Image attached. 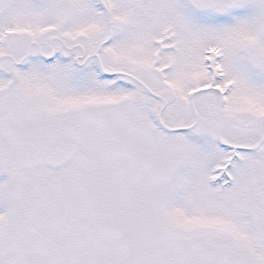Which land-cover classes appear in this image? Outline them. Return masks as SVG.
Returning a JSON list of instances; mask_svg holds the SVG:
<instances>
[{
    "label": "snow or ice",
    "instance_id": "1",
    "mask_svg": "<svg viewBox=\"0 0 264 264\" xmlns=\"http://www.w3.org/2000/svg\"><path fill=\"white\" fill-rule=\"evenodd\" d=\"M0 264H264V0H0Z\"/></svg>",
    "mask_w": 264,
    "mask_h": 264
}]
</instances>
